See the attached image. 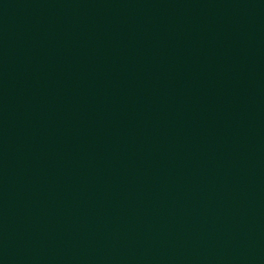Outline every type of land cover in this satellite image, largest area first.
<instances>
[{
	"label": "water",
	"instance_id": "water-1",
	"mask_svg": "<svg viewBox=\"0 0 264 264\" xmlns=\"http://www.w3.org/2000/svg\"><path fill=\"white\" fill-rule=\"evenodd\" d=\"M0 264H264V0H0Z\"/></svg>",
	"mask_w": 264,
	"mask_h": 264
}]
</instances>
